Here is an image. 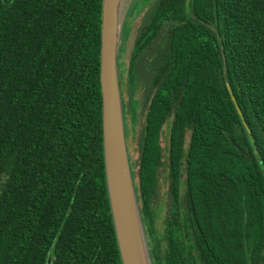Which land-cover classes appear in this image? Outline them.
Returning <instances> with one entry per match:
<instances>
[{"label": "trees", "instance_id": "obj_1", "mask_svg": "<svg viewBox=\"0 0 264 264\" xmlns=\"http://www.w3.org/2000/svg\"><path fill=\"white\" fill-rule=\"evenodd\" d=\"M149 3L133 26L124 18L117 66L151 262L264 264V0ZM101 4L0 0V264H122L104 166Z\"/></svg>", "mask_w": 264, "mask_h": 264}, {"label": "water", "instance_id": "obj_2", "mask_svg": "<svg viewBox=\"0 0 264 264\" xmlns=\"http://www.w3.org/2000/svg\"><path fill=\"white\" fill-rule=\"evenodd\" d=\"M122 1L102 0L101 4L99 82L105 178L122 264H152L131 175L118 83L117 55L124 21L120 15ZM134 34L135 27L127 39V55ZM234 104L239 111L235 100Z\"/></svg>", "mask_w": 264, "mask_h": 264}, {"label": "rangeland", "instance_id": "obj_3", "mask_svg": "<svg viewBox=\"0 0 264 264\" xmlns=\"http://www.w3.org/2000/svg\"><path fill=\"white\" fill-rule=\"evenodd\" d=\"M149 1H152V0H123L122 3H121V7H120V15L125 19L129 18L130 21H131V25L135 22V21H140L141 17L145 14L147 8L149 7ZM130 9L131 10V13H130ZM124 19V21H125ZM133 26V25H132ZM123 47L125 46V42H123ZM118 53H119V50H118ZM128 58H129V54L127 55L125 50H124V56H123V59L122 61L124 63L128 62ZM118 83H119V89H120V92L122 90V86H121V82L119 81V75H118ZM124 95V101L123 102H126L127 100V96L125 94ZM126 111H127V108H125ZM140 113V112H139ZM127 114V118H126V121L129 120V114L128 112H126ZM125 114V115H126ZM140 124L137 122L136 124V129L138 130ZM166 129V124L163 125V130L165 131ZM136 130V132H137ZM167 143V137L165 136V133L162 135V138H161V145L162 146H165ZM137 157V152H134L133 153V156L132 158H136ZM166 166H162L161 168V173H160V178H159V192H158V197H157V204L158 206H160V214L163 215L164 214V210L166 209V204H167V196H166V190L168 188V180H167V176H166ZM161 220H157V227H158V230L159 231H162V223H161Z\"/></svg>", "mask_w": 264, "mask_h": 264}, {"label": "flooded vegetation", "instance_id": "obj_4", "mask_svg": "<svg viewBox=\"0 0 264 264\" xmlns=\"http://www.w3.org/2000/svg\"><path fill=\"white\" fill-rule=\"evenodd\" d=\"M126 43H127V41H126ZM125 47H126V45H125Z\"/></svg>", "mask_w": 264, "mask_h": 264}]
</instances>
